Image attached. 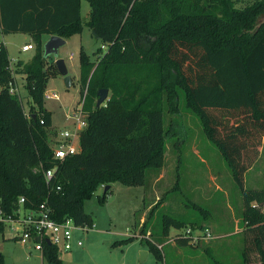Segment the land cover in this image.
<instances>
[{
    "label": "trees",
    "instance_id": "trees-1",
    "mask_svg": "<svg viewBox=\"0 0 264 264\" xmlns=\"http://www.w3.org/2000/svg\"><path fill=\"white\" fill-rule=\"evenodd\" d=\"M87 1L86 26L106 49H98L96 61L81 53L80 96L91 109L79 134L80 152L54 160L51 112L43 108L50 75L44 68L41 36L67 39L79 33L80 0H0V34H30L37 53L21 71L31 99L27 115L19 96L9 91L14 77L0 43L2 212L12 214L23 196L25 209L46 201L57 221L71 218L91 226L83 202L99 185L114 180L141 185L142 167L151 161L153 167L161 166L164 116L179 110L182 96L241 190L243 264H264V189L244 187V173L257 159L264 137V23L255 28L264 17V0H252L243 8H235L240 0ZM101 88L108 89L109 98L104 106L93 107ZM231 117L239 119L229 124ZM51 168L54 176L46 183L43 170ZM186 223L164 215L149 233L163 241L172 227ZM149 226L145 220L139 234L146 235ZM3 230L0 223L1 236ZM176 238L180 245L190 241ZM143 241L163 259L158 243L145 237ZM42 256L46 264L62 263L57 247L47 241ZM0 264H5L1 251Z\"/></svg>",
    "mask_w": 264,
    "mask_h": 264
},
{
    "label": "rangeland",
    "instance_id": "rangeland-1",
    "mask_svg": "<svg viewBox=\"0 0 264 264\" xmlns=\"http://www.w3.org/2000/svg\"><path fill=\"white\" fill-rule=\"evenodd\" d=\"M251 1L240 0L235 8H243ZM80 6V32L70 35L58 49V57L64 59L72 79L69 88L65 87L63 77L56 69L55 57L51 55L44 59L45 71L50 75L44 92H55L58 96L45 99L43 104V108L51 112L52 144L64 129L74 127L73 121L67 118L70 113L81 109L86 118L91 109L80 96L79 62L82 52L96 61L102 41L86 26L90 10L88 1L80 0ZM48 37L41 36L43 56V44ZM4 39L9 59L23 58L10 61L8 67L28 115L32 111L31 99L25 87L26 74L21 71L25 64L35 59L36 43L30 34L21 32L7 34ZM24 42L33 46L26 53L20 50ZM105 49L103 47L101 52ZM70 53H73L72 59ZM109 95L108 92L99 107L105 105ZM96 101L97 97L93 107H96ZM237 119L231 117L228 123ZM163 128L166 133L161 166L155 168L151 161L142 167L144 183L141 185L127 186L119 180L99 185L93 196L83 202V209L90 215L94 227L74 232L80 235L83 245L61 252V264H213L214 260L223 264H243V234L236 232L243 225L239 215L243 199L231 169L221 152L205 136L199 118L185 108L182 96L179 110L164 116ZM105 185H109L110 190L103 198ZM244 187L247 190L264 189V139L257 159L244 173ZM164 215L184 218L187 223L178 229L172 227L163 241H156L149 231L154 224H161ZM145 220L150 224L148 231L146 235L139 234ZM235 225L238 226L236 231ZM187 230L192 239L187 245L178 244L176 237ZM10 235L6 228L0 238L5 264H46L40 252L12 240ZM144 237L158 243L163 259L154 256L143 241ZM142 251L147 252L143 260Z\"/></svg>",
    "mask_w": 264,
    "mask_h": 264
},
{
    "label": "built area",
    "instance_id": "built-area-1",
    "mask_svg": "<svg viewBox=\"0 0 264 264\" xmlns=\"http://www.w3.org/2000/svg\"><path fill=\"white\" fill-rule=\"evenodd\" d=\"M32 47V44L27 43L24 44L21 49L26 51ZM101 47L105 48L106 46L102 44ZM69 58H73V53L69 54ZM9 91L19 95L15 79L13 83L9 84ZM57 97L55 92H44V99ZM67 118L73 121L74 127L64 129L59 134V139L51 145L54 160H63L67 156L80 152L79 134L86 126V120L81 109L74 110ZM54 171L55 168L43 170L46 183L52 180ZM23 202L24 197L20 196L17 201V208L12 214H5L0 209V223L3 224L4 228L7 227L9 229L11 238H15L22 244H31L32 248L41 254L43 253V243L46 240H48L50 244L55 245L60 253L63 251H70L74 246H82V241L75 236L74 232L81 230L86 231L94 227L93 224L91 226L87 224H76L71 218L57 221L52 217L51 210L47 206L46 201L40 203L38 207L34 209H25L23 207ZM261 212L264 214V207L261 209ZM180 236H186L192 239L189 230H187L184 235Z\"/></svg>",
    "mask_w": 264,
    "mask_h": 264
},
{
    "label": "water",
    "instance_id": "water-1",
    "mask_svg": "<svg viewBox=\"0 0 264 264\" xmlns=\"http://www.w3.org/2000/svg\"><path fill=\"white\" fill-rule=\"evenodd\" d=\"M264 23V17L262 20L257 23L255 28H259L261 24ZM92 34L97 38V35L94 31H92ZM65 43V39L58 36V35H49L48 39L43 44V54L44 57H48L53 55L55 57V66L57 68L58 73L63 77V83L65 87L69 88L72 85V79L71 76L67 72V67L65 64L64 59L58 57V49L61 45ZM108 95V89L101 88L97 91V101H96V107L98 108L107 98ZM109 188V185H106L104 187V192ZM49 244L50 242L46 240ZM147 255L146 251L141 252V260H143Z\"/></svg>",
    "mask_w": 264,
    "mask_h": 264
},
{
    "label": "crops",
    "instance_id": "crops-1",
    "mask_svg": "<svg viewBox=\"0 0 264 264\" xmlns=\"http://www.w3.org/2000/svg\"><path fill=\"white\" fill-rule=\"evenodd\" d=\"M10 34V33H9ZM1 35H2V39H1V41H0V43H2L4 46H5V48H6V50H7V52L9 53V50H8V47H7V42L5 41V39H4V37L7 35V34H2L1 33ZM46 35V34H45ZM47 36H49V34H47ZM65 41H66V38H65ZM27 43H29V42H24L22 45H21V48H22V46L24 45V44H27ZM31 44V43H30ZM32 49V48H31ZM31 49H29V50H26V51H23L22 49H20L21 51H23L24 53H26V52H28V51H30ZM22 60L23 58L22 57H16L15 59H12V58H10V60H11V62H13V61H16V60ZM177 115H179V114H177ZM263 139H264V137H263ZM243 207V206H242ZM241 211H242V208H241V210H240V212H239V215H240V219H241ZM236 222H237V220H235ZM238 223V222H237ZM236 227H238V226H236L235 225V231H236ZM244 227H245V223H243V225H242V229L240 230L239 229V231H236L237 233H239L240 231H242L243 229H244ZM6 228L7 227H5L4 228V230H3V235H2V238H3V236H4V231L6 230ZM219 235V234H218ZM75 236L76 237H78V238H80V235L79 234H75ZM219 237V236H218ZM0 238H1V235H0ZM10 238H11V235H10ZM12 240H15V241H17V242H19L18 240H16L15 238H11ZM20 243V242H19ZM22 244V243H21ZM22 245H27V244H22ZM29 246H32L31 244H28ZM27 245V246H28ZM28 246V247H29ZM81 247V246H80ZM80 247H76V246H74L73 247V249H77V248H80ZM34 250V249H33ZM35 251V250H34ZM71 251V250H70ZM36 252H38V251H36ZM31 253V252H30Z\"/></svg>",
    "mask_w": 264,
    "mask_h": 264
}]
</instances>
